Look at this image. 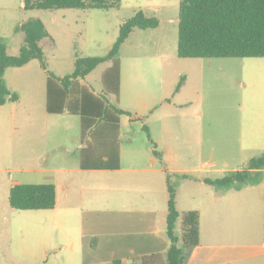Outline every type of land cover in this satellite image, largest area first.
Segmentation results:
<instances>
[{
	"label": "rangeland",
	"instance_id": "obj_1",
	"mask_svg": "<svg viewBox=\"0 0 264 264\" xmlns=\"http://www.w3.org/2000/svg\"><path fill=\"white\" fill-rule=\"evenodd\" d=\"M179 4L180 0H122L120 8L110 10H25L22 0H0V39L6 44L9 55H19L24 35L17 28L26 21H41L50 36L41 43L47 70L40 60L35 59L21 68H8L4 76L9 89L18 96V101L0 107V264L81 263L80 260L68 261V250H61L60 246L69 241L54 227L55 221L50 213L18 211L9 203V192L14 181L28 177V171L43 166L77 167L80 162V117L51 115L46 111L49 72L64 78L75 72L77 59L107 55L119 35L121 24L138 11H143L158 18L165 29L146 35L136 31L131 36L121 53L126 86L131 81L126 69L131 72L135 68L148 70L149 67L159 66V55L177 56ZM172 21L169 38L165 39L164 34ZM199 60L198 72L195 70L188 81L185 96L191 101L198 94L207 116L170 117L168 121L172 126V136L167 137L168 145L164 146L173 145L179 150L173 152L183 157L179 160V166L193 169L205 165L207 170L205 173L189 170L170 173L178 202L177 210L181 214L203 211L204 202L210 198L213 190L219 189L212 185H201L200 179H217L232 173L233 169L245 170L252 158L264 154V58ZM110 66L109 62L99 65L80 80L81 84L93 94L104 96L102 78ZM187 71L184 73L189 75L190 68ZM162 73L167 72L164 70ZM152 83L145 82L143 78H132L136 90L154 92L156 87ZM106 98L121 107L119 103L116 104L114 95L106 94ZM11 116H36L37 119L38 116H66L67 122L57 125L55 121L49 122L50 119L43 121V118H39L41 121L34 123L22 118L17 130ZM162 117L156 116L157 121ZM121 119L123 136L120 142L124 163L128 164L131 160L146 162L145 157H149L153 150L152 136L143 129L141 122L129 123L123 115ZM43 122L49 129L47 133H44ZM155 131L157 133L159 130ZM177 134L179 141L176 140ZM87 141L91 142V137ZM83 144L86 146L87 142ZM262 184V177H258L254 184L257 192L261 191ZM167 198L169 200V196ZM101 216L97 224L89 221L90 229L106 231L112 226L109 215ZM167 217V211L160 213L157 224V230L162 231L158 235L165 239ZM180 219L176 227L179 237ZM204 220L202 232L205 235L210 223ZM16 226L25 227L26 230L17 235ZM79 233L77 231V236ZM141 237L142 240L146 238L144 235ZM111 239L107 238L106 244ZM57 247L61 251L56 252ZM102 253L103 249L100 250Z\"/></svg>",
	"mask_w": 264,
	"mask_h": 264
},
{
	"label": "trees",
	"instance_id": "obj_2",
	"mask_svg": "<svg viewBox=\"0 0 264 264\" xmlns=\"http://www.w3.org/2000/svg\"><path fill=\"white\" fill-rule=\"evenodd\" d=\"M23 8L59 10H110L120 8L122 0H22ZM158 18L138 11L133 17L120 26L119 35L107 55L103 57L79 58L75 63V72L67 77L59 78L49 72L47 79L46 111L51 115L70 114L81 119V168L83 170H118L120 167V137L122 115L129 112L112 104L106 94L116 98L120 95L122 47L134 29L153 30L158 28ZM17 31L24 35V43L18 56H11L7 46L0 39V107L8 102L18 101L4 80L8 68H21L32 60L38 59L47 70L41 43L49 38L44 24L39 20H29L21 24ZM177 57L179 59H220V58H264V0H180L179 24L177 38ZM110 63L104 73L102 82L104 96L90 92L80 82L93 72L99 65ZM184 78L177 85L179 91ZM143 129L149 133L147 126ZM91 137V142L87 139ZM87 142L85 146L83 143ZM153 154L160 158L156 144L152 142ZM264 170V154L252 158L245 170L232 172L222 178L206 180L208 184L221 189L240 187L251 182L253 171ZM169 192L167 237L166 242L146 235L142 240L137 218L129 214H95L84 215V260L83 264H94L110 257L114 264H122V258L115 251L117 248L103 249L94 252L92 248L99 242L92 236L93 229L89 221L97 224L102 217L109 215L112 225L104 234L99 228L97 233L112 238V243L122 245L128 250L135 248L136 252H144L143 264H186L191 252L200 244V213L189 211L181 214L177 210L176 192L167 177ZM9 203L18 211L52 210L56 206V188L53 184H14L9 192ZM181 218V219H180ZM181 220V235L176 234L178 220ZM106 224V221H103ZM160 241V249H149L154 241ZM111 243V244H112ZM146 245L148 248H139ZM94 246V247H93ZM158 246V245H157ZM111 250V251H110ZM109 251V256L106 253ZM151 251V252H148ZM165 258L160 261L159 254L165 252ZM113 252L117 256L112 258ZM128 252V251H126Z\"/></svg>",
	"mask_w": 264,
	"mask_h": 264
},
{
	"label": "crops",
	"instance_id": "obj_3",
	"mask_svg": "<svg viewBox=\"0 0 264 264\" xmlns=\"http://www.w3.org/2000/svg\"><path fill=\"white\" fill-rule=\"evenodd\" d=\"M172 25L173 21L168 28L169 30L164 34L165 39L169 38ZM164 29L161 21L158 28L153 30L134 29L122 47L121 53L136 31H140V35H146L149 33L157 34ZM121 53V86L118 103L122 110L130 113V115H123L127 117L129 123L139 121L148 127L153 138L151 143L156 144L157 151L160 148L161 152H158L161 157H156L153 154V149L152 154L145 157L147 158L146 162L131 160L126 164L120 142V167L118 170H83L80 156L77 167L58 166L51 168L43 166L28 171L27 173L30 174L28 177L14 181V184H53L55 186V208L35 212L50 213L49 215L55 221L54 227L59 229L69 241V243L65 242L60 246L62 247L61 250H68V261L78 262L80 260L81 263L78 264H83L84 260V215L90 212L134 215L137 218L139 228H141L140 232H136L137 235L153 236L161 242H166L170 247L167 227L166 239L159 236L158 233L161 230H157L159 214L168 212L167 177L170 173L185 170L200 173L207 171L205 165L193 169L179 166V160L183 157L180 153L173 154L179 150L173 145L164 147L168 145L167 137L172 136V126L168 121L170 117L207 116L202 107V98L198 94L191 101H188V97L185 96L187 83L192 79L194 71L199 69L201 60L159 55L157 56L159 66L149 67L148 70L135 68L132 72L126 69L131 81L125 86V67ZM187 68H190L189 75L185 74L188 72ZM164 70L167 72L166 74L162 73ZM132 78H143L145 82H153L152 85H155L156 90L154 92L136 90L132 84ZM182 78H184L183 85L179 91H176ZM156 116L164 117L157 121ZM22 118L34 123L41 121L39 118H43V121L45 118L50 119L49 122L55 121L57 125L67 122L66 116H38V119L36 116H11V122L16 126L15 129L18 130L17 124ZM43 124L44 133H47L49 129L45 122ZM122 125L121 119V137L123 136ZM156 129L159 130L157 133ZM176 140L179 141L178 134ZM199 142L201 143L200 140ZM79 148L81 150L83 145L81 144ZM235 171L238 170H232V172ZM258 177H262L263 180L260 192L256 191L258 188L254 185ZM206 180L215 179H200L199 182L201 185L211 186ZM250 181L240 189L215 188L217 190H213L210 198L204 202L205 209L198 211L200 213V244L191 252L186 264H264V170L253 171ZM176 203L178 206V202ZM204 219L210 223V228L205 235L202 232ZM75 228L80 231L79 236H77ZM43 229L46 228L43 227ZM25 230V227H15L17 235L22 234ZM103 232L105 234L107 230ZM91 233L92 236H96L95 238L99 242L95 247L93 246L94 252L105 247L112 249L114 246L118 250L115 252L122 258V264H143L145 251L138 253L135 248L128 250L122 245L113 244L112 241L106 244L108 236H100L94 230ZM152 242L154 244L150 245L149 249L158 251L156 248H161L160 241L158 243L156 240ZM140 247L148 248L146 245H139L138 249ZM55 249L56 252L60 250L59 247ZM115 252H113L112 258L117 256ZM106 255L109 256V251ZM165 255L166 251L159 254L160 261L165 258ZM109 258L94 264H114ZM147 263L154 264L151 261H147Z\"/></svg>",
	"mask_w": 264,
	"mask_h": 264
}]
</instances>
